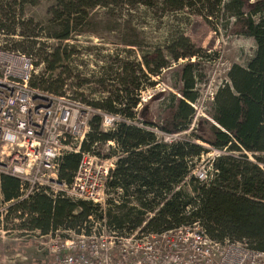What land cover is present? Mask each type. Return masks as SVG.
I'll list each match as a JSON object with an SVG mask.
<instances>
[{
  "label": "trees",
  "instance_id": "16d2710c",
  "mask_svg": "<svg viewBox=\"0 0 264 264\" xmlns=\"http://www.w3.org/2000/svg\"><path fill=\"white\" fill-rule=\"evenodd\" d=\"M53 1L48 22L53 30L48 37L61 42L71 39L76 23L88 18V9L108 6L104 0ZM152 1L174 12L187 8L215 23L221 14L228 15L234 35L253 39V55L244 65L233 64L229 68L228 81L217 88L209 104L208 119L197 120L194 132L188 137L170 141L162 135L172 136L186 130L195 115L192 104L199 97L195 89L198 61L188 59L176 66L180 85H174L175 93H168L157 120L137 108L139 92L151 85L150 76L159 75L170 66L169 60L198 58V52L180 36L177 39L181 42L176 40L175 45L188 48L182 53L171 50L169 57L159 48L137 63L125 61L118 54L112 56L110 64L100 67L95 82L101 88L95 94V101L87 105L102 113L118 115L121 120L104 131L101 115L93 113L80 149L101 157H116L105 186L118 203L108 198L101 211L91 201L71 200L63 192L52 198L39 190L28 199L15 202L10 210L19 211V218L25 216L20 227L38 230L41 235L56 230L79 232L78 227L85 222L88 228V216L97 220L105 218L106 225L117 230H133L146 220L144 229L153 232L198 221L212 239H244L253 249L264 251V0L142 2L150 6ZM36 2L0 0V33L16 34L20 24L15 19L23 14L22 7ZM73 52L71 46L63 45L61 50L47 55L50 59L42 58L50 73L61 62V76L56 74L51 80L32 78L30 85L63 95L66 81L75 72L70 64ZM75 77L80 78L79 74ZM140 79H143L142 87ZM149 128H156L160 134ZM107 141L114 142L115 147L108 146L104 153L102 148ZM197 141L222 151L212 161V177L207 182H199L191 175L195 160L207 151ZM79 160V153L70 152L61 157L60 183H71ZM18 188L17 178L0 175V203L15 199ZM148 213L152 216L148 217Z\"/></svg>",
  "mask_w": 264,
  "mask_h": 264
},
{
  "label": "built area",
  "instance_id": "2783aa9c",
  "mask_svg": "<svg viewBox=\"0 0 264 264\" xmlns=\"http://www.w3.org/2000/svg\"><path fill=\"white\" fill-rule=\"evenodd\" d=\"M33 72L31 55L0 45V175L19 180L18 196L0 203V221L18 215L11 206L39 190L52 198L63 192L71 200L91 201L101 211L108 198L117 204L105 186L116 157H101L80 148L93 113L101 115L104 131L121 117L65 94L32 87ZM149 129L160 134L156 128ZM162 136L166 141L174 138ZM108 146L115 144L107 141L106 151ZM206 150L191 170L199 182L212 177V161L222 153L209 146ZM70 152L79 153L80 160L71 183L65 185L58 181V167L61 157ZM88 222V228L86 222L78 227L79 232L67 230L70 237L64 239L61 230L46 235L35 230L40 238L53 243L48 264H264V251L253 249L244 239H212L198 221L160 232L144 229L146 220L133 230L111 228L105 218L88 216Z\"/></svg>",
  "mask_w": 264,
  "mask_h": 264
},
{
  "label": "rangeland",
  "instance_id": "374dc122",
  "mask_svg": "<svg viewBox=\"0 0 264 264\" xmlns=\"http://www.w3.org/2000/svg\"><path fill=\"white\" fill-rule=\"evenodd\" d=\"M104 1L108 6L98 5L88 9V18L78 21L71 39L63 42L48 37L53 30L48 22L54 1L37 0L34 5L25 4L22 7L23 14L15 19L20 24L16 34L0 33V45L31 53L35 62L33 79L37 80H51L56 74L61 76V62L50 73L42 58L50 59L47 55L53 51L61 50L63 45L71 46L74 52L70 56V64L75 72L66 81L63 94L90 104L95 101V94L101 88L95 82L100 67L110 64L112 56L118 54L125 61L137 63L142 62L143 56L149 58L152 51L159 48L169 57L171 50L182 53L188 48L187 45H175L176 40L181 42L177 39L181 36L198 52V58L169 60L170 66L159 75L150 76L151 85L140 90L138 108L157 120L168 93H175L174 85H180L175 73L176 66L188 59L198 61L195 89L199 97L192 104L195 115L186 130L173 136L188 137L194 132L197 120L208 119L209 104L217 88L228 81L229 68L233 64L244 65L253 55V39L234 35L231 32L232 20L228 15L221 14L215 23L187 8L180 12L171 11L157 1H152L150 6L144 5V0ZM5 25L8 26V21H5ZM29 40L36 43L32 44ZM15 45L16 48H13ZM76 74H79V79L86 78V83H80L82 81L75 77ZM140 80L142 87L143 79ZM197 143L208 147L200 141ZM102 151L107 152L105 145ZM248 156L253 160L250 154ZM17 216L12 215L0 221V264L50 263L49 247L53 243L48 238H40L35 230L20 227L23 219ZM60 235L61 239L70 237L67 230H61Z\"/></svg>",
  "mask_w": 264,
  "mask_h": 264
},
{
  "label": "bare ground",
  "instance_id": "6f19581e",
  "mask_svg": "<svg viewBox=\"0 0 264 264\" xmlns=\"http://www.w3.org/2000/svg\"><path fill=\"white\" fill-rule=\"evenodd\" d=\"M63 231V230H62Z\"/></svg>",
  "mask_w": 264,
  "mask_h": 264
}]
</instances>
